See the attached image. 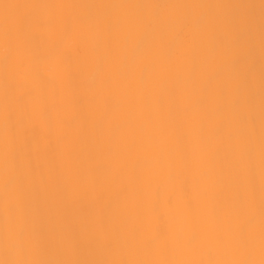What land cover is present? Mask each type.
Listing matches in <instances>:
<instances>
[{
	"label": "bare ground",
	"instance_id": "6f19581e",
	"mask_svg": "<svg viewBox=\"0 0 264 264\" xmlns=\"http://www.w3.org/2000/svg\"><path fill=\"white\" fill-rule=\"evenodd\" d=\"M0 264H264V0H0Z\"/></svg>",
	"mask_w": 264,
	"mask_h": 264
}]
</instances>
